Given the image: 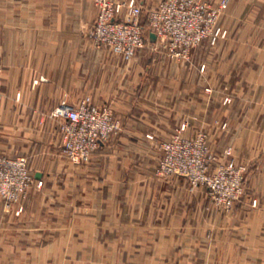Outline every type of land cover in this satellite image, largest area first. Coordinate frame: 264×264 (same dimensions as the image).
Instances as JSON below:
<instances>
[{
  "label": "crops",
  "instance_id": "1",
  "mask_svg": "<svg viewBox=\"0 0 264 264\" xmlns=\"http://www.w3.org/2000/svg\"><path fill=\"white\" fill-rule=\"evenodd\" d=\"M138 2L148 6L157 0ZM72 7L71 0H0V153L26 156L34 180L48 186L60 182L45 178L49 170L65 178L72 166L59 161L60 134L49 121L40 126V108L76 104L90 94L96 106L113 110L123 129L80 169L79 198H68L77 192H72L71 180L63 179V207L56 208V200H50V211L41 219L42 212L32 208L46 205L44 190L30 194V213L26 210L20 220V233L26 232L28 243L17 241L15 250H54L58 242L45 244L37 237L62 224L73 248L81 250L126 245L127 251H160L175 264H264V0H229L222 20L229 35L221 47L207 58L206 44L195 49V67L178 69L181 83L156 85L164 88L162 95L150 94V88L144 95L146 85L128 84L123 89L122 79L135 75L132 66L139 58L126 64L105 50L72 51V26L65 14ZM227 98L231 102L223 103ZM216 118L229 123L225 138L234 143L237 139L238 157L255 161L249 186L250 200L257 206L241 211L238 220H222L201 209L206 198L190 192L184 178L166 181L153 176L159 140L175 134L185 122L193 127ZM39 154L46 160L37 161ZM44 218L52 221L45 225ZM7 219L0 208V264H9L3 253L11 246L3 243L10 229ZM222 221L223 234L232 238L221 248ZM73 234L80 238L73 241ZM65 245L59 249L70 250ZM225 248L244 253L219 257ZM15 258V264L23 263L22 257Z\"/></svg>",
  "mask_w": 264,
  "mask_h": 264
},
{
  "label": "rangeland",
  "instance_id": "2",
  "mask_svg": "<svg viewBox=\"0 0 264 264\" xmlns=\"http://www.w3.org/2000/svg\"><path fill=\"white\" fill-rule=\"evenodd\" d=\"M137 3L142 7V16H141V24L145 28V31L148 29V22H147V16L149 10L154 7L155 5H148L143 6L136 0ZM201 2H206L210 4L211 6H218L222 0H219L218 2H214L211 0H199ZM72 2V9L69 12H65L66 15L70 17L71 26H72V33H73V42H72V51H80L81 53L84 52H93V51H100L105 50L104 52H110L108 49L103 47H97L94 45L93 41L89 38L88 33L90 32L93 23L95 21V9L97 7L95 4L90 0H71ZM160 0H157L156 4H158ZM228 6H229V0H228ZM228 6L225 11L222 12V14L219 17L218 20V26L221 27V29L225 32V36L219 38L214 44H212L208 40L201 41L200 44H198L195 48H193L187 59H172L170 58L160 47L153 46L151 44H147L141 51L138 52V54L129 62L123 61L126 64H132L133 60H136V58H139L135 64L132 66L134 70H136L135 75H132V73L126 74L125 77L122 79L123 89H128V84H136L137 88H140L141 86H145L144 89V95L148 92L151 94L152 91L159 94H165V90L162 87H157L160 84H176L181 83L183 80V75L179 73V70H191L195 67V62L193 58V53L195 49L199 48L203 44L207 45L208 52L206 51V55L204 58H207V55L210 57L212 52L217 51L219 47L223 44V41L227 38L229 35V31L227 32L226 29L222 26V20L225 16V13L228 9ZM95 7V8H94ZM98 13V10H97ZM62 15L64 12H57V15ZM83 15L85 20L81 21L79 18ZM77 39V40H76ZM80 44V45H79ZM79 46V47H78ZM111 53V52H110ZM112 54V53H111ZM118 58V56H117ZM122 63V62H121ZM206 65L202 64L200 66V71L203 72ZM179 69V70H178ZM190 74V73H189ZM44 83V82H43ZM157 85V86H156ZM139 86V87H138ZM142 88V87H141ZM208 91V90H207ZM127 92V91H126ZM123 92V93H126ZM46 95V94H45ZM87 97L90 98L91 102L95 105L93 102L92 96L87 95ZM78 102V101H77ZM231 102V98H227L223 100V103L227 104ZM54 109H43L40 108L39 110V116H40V126L46 127V124L49 121L51 127L53 126L58 130L59 133V125L58 121L52 118V113ZM116 117V116H115ZM44 118V119H43ZM43 119V120H42ZM116 119L119 121V129L117 132L111 135L109 140L99 146L97 150H99L102 146H105L110 143L112 138L118 134V132H121L122 122L116 117ZM53 122V123H52ZM183 124H187L185 131L182 133V136L186 139H194L195 141L199 137H203L205 141V145L208 148V162L209 166H207L206 174L213 178L218 179L221 174L225 173L228 168L229 163H233V169L234 172H232V179L235 180L240 178V190L237 194V198L234 199L230 206H226L222 202H220L218 199L220 197V194L218 192H215L211 188H209L206 184L198 183L192 185V183L189 181L187 176L184 175H170V176H161L158 173V164L161 161V158L163 156V149L162 145L164 143H168L173 140V137L175 134L170 136L167 139L159 140L157 147H158V155L157 158L154 159V163L156 166L153 172V176L157 180H170L172 178H178L182 177L186 180L187 186L190 192H195V194H200L201 196H204L206 198V202L202 205L201 209H206L205 212H209V215L221 217L222 220H230L231 218H237L238 220V214L245 212H249L252 209H254L257 206L256 200H250L253 197L252 190L249 186L250 183V177L255 172L256 166H254L255 161H253L251 164L250 162L242 161L241 156L238 157L239 147L237 139H235V143L230 140H227L225 138L226 133L228 130H230V125L228 122L215 119L210 124L207 123H199L195 122V126L191 127V125L188 122H185ZM181 124V126L183 125ZM180 126V127H181ZM179 127V128H180ZM179 130V129H178ZM177 130V131H178ZM176 131V132H177ZM152 140L153 138H149ZM61 140V138H60ZM154 141V140H153ZM239 141V140H238ZM233 143L236 144V146H233ZM95 150V152L97 151ZM95 152L91 155L90 159L86 162H82L80 164H75L71 160H69L63 153L62 145H61V154L62 158L59 159V161H65L68 166H72L71 175L66 174L65 178L71 180L72 184L70 185L73 195H67L68 198L70 197H76L79 198V188L76 187V185H79L80 178V169L84 168L87 164L90 163L93 155ZM8 157H24L27 160L26 156L16 155L13 153H5ZM51 157V156H50ZM65 158V159H63ZM199 161L202 162V159L199 155ZM52 159V157H51ZM46 160V156L44 154H39L37 161L42 162ZM57 160V158H56ZM62 166V164H61ZM31 171V170H30ZM49 173L45 176L46 179H52L54 180H60V182L57 183H49L48 186H46V183L44 184V181H42L41 187L32 186L29 190V193L25 200L21 202V211L18 210V205L12 206L10 208H6L4 203L0 201V208L3 214L6 216L8 215V226L10 227L9 231H7L6 234L3 235L4 245L7 246L11 245L10 247L6 248V251L3 253L6 255V259L9 262V264H15L16 258L15 256H18V258H23L22 264H159L160 257L162 258L161 264H175V261L173 258L171 259H165L162 255H160V251H151V250H140L139 248L133 249V251H127L126 245L120 246L118 248L112 247L110 244L104 245V247L100 249H93V250H81L77 248H73L74 243L70 242V238L68 235L64 234V231L62 229V224L59 228H56L58 230L51 231L50 234H46V236H42L41 238L37 239L39 241H44L42 243H49V242H58L56 243V248L54 250H35L29 251L24 250L23 254L22 252L16 251L13 244H15L17 241L26 245L28 243L27 234L25 231L20 233L21 230V223L20 220L25 215L26 210L28 213H30V208L27 207L28 199L30 194L34 190L43 191L42 193L45 194L46 199L45 200V206L39 205L38 209L35 205L33 211H41V219L45 217L43 215L44 211H50L51 204H48V202H52L50 200H56V208H62L63 202H64V190L65 187L63 185L62 180L65 179L63 176V173L57 172V170H49ZM221 173V174H220ZM216 177V178H214ZM38 191V192H39ZM245 200H249V205H246ZM41 202V201H40ZM242 206V207H241ZM251 206V207H250ZM78 207V206H77ZM252 208V209H251ZM49 217L50 214H47ZM13 218H11V217ZM45 219V218H44ZM52 220L45 219L42 222L46 225V222L49 224ZM75 221V220H72ZM238 222V221H237ZM76 223V222H75ZM42 224V223H41ZM78 225V222L76 223ZM13 228V229H12ZM15 228H17L18 233H16ZM218 228H221L220 230V236L223 237L220 238V242L218 245L222 248L226 244H229L231 242V236L226 235V233L223 234L225 231L223 228V221L218 225ZM79 234H73L71 236V239L74 241L75 239H79ZM139 237L137 236V239ZM65 239V241H63ZM140 239V238H139ZM238 240V236L236 238ZM81 240H77L76 243H79ZM70 246V250L67 248L59 249L65 245ZM79 246V245H78ZM66 247V245H65ZM99 248V246H98ZM219 254V257L225 258L227 255H234V257L238 258L240 253H244L243 251H237V252H231L228 251L227 248ZM151 259V261L149 260ZM164 260V261H163ZM178 264V263H176ZM180 264V263H179Z\"/></svg>",
  "mask_w": 264,
  "mask_h": 264
},
{
  "label": "built area",
  "instance_id": "3",
  "mask_svg": "<svg viewBox=\"0 0 264 264\" xmlns=\"http://www.w3.org/2000/svg\"><path fill=\"white\" fill-rule=\"evenodd\" d=\"M98 13L88 33L97 47L108 49L124 61H131L147 44L160 47L172 59H187L190 51L203 40L214 44L225 32L218 20L228 6L222 0L211 6L199 0H160L147 16L148 29L141 24L142 7L136 0H90ZM151 35L155 39H151ZM1 94V80H0ZM52 118L58 121L64 155L75 164L86 162L99 146L118 131L119 121L108 106H96L89 97L76 104L62 103L54 109ZM187 124L176 132L173 140L162 145L163 156L158 164L161 176L184 175L192 185L206 184L220 194L219 201L227 207L237 198L240 178L232 179L233 163L218 179L206 174L208 148L203 137L182 136ZM200 155L202 162L198 158ZM216 178V177H214ZM32 186L41 187L29 169L26 158L8 157L0 153V201L6 208L26 199Z\"/></svg>",
  "mask_w": 264,
  "mask_h": 264
},
{
  "label": "water",
  "instance_id": "4",
  "mask_svg": "<svg viewBox=\"0 0 264 264\" xmlns=\"http://www.w3.org/2000/svg\"><path fill=\"white\" fill-rule=\"evenodd\" d=\"M151 39L154 40L155 39V36L154 35H151Z\"/></svg>",
  "mask_w": 264,
  "mask_h": 264
}]
</instances>
